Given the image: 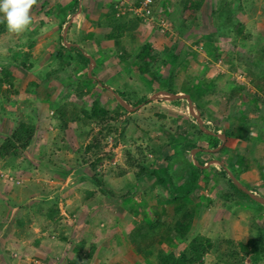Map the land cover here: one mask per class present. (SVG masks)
Segmentation results:
<instances>
[{"label": "rangeland", "instance_id": "obj_1", "mask_svg": "<svg viewBox=\"0 0 264 264\" xmlns=\"http://www.w3.org/2000/svg\"><path fill=\"white\" fill-rule=\"evenodd\" d=\"M91 1L93 3L97 2L101 6L94 10L93 5L95 4H89L88 0H79L78 4L72 7L71 13L73 16L69 20L80 10L86 15L85 19H87L89 25L92 18L106 12L110 4H114V8L120 16L127 19L136 17L130 11L132 6L129 0ZM227 1L229 0H205L201 11L198 13L196 26L190 27V25H187L184 34L180 32L181 29L179 28L180 16L175 11L176 1L167 0L168 6L167 3H159L154 16L165 20V24L160 26V24L155 23L157 20L143 19L141 25L149 27L152 34L146 38L147 28L141 27V30L135 34L140 41L137 44L128 40L127 37L130 34L125 35V33L122 38V45L129 48L128 52L131 54L123 61L119 59L120 53L114 50L112 41L108 44L104 43V41H108L103 39L109 33V30L102 26L99 27L96 22L92 21L90 26L98 28L103 33L97 39L98 46L95 45L96 47H92L93 49L90 46L87 48V52L95 54L97 67L94 68V65H92L91 67L94 70L91 68L88 70L85 66L80 67L79 71L67 74V76L63 73L64 71L59 72L58 77L61 79L52 78L51 82H46L50 85L42 86V89L55 87V91L49 100H46L44 95L39 96L34 90L33 84L39 82L46 74L51 72L53 74L59 68L58 63L51 56L62 49L60 47V34H62V29L67 26L65 24L62 28L66 20L64 15L68 12L64 8L69 4L71 5L72 0H47L45 2L48 4L43 3L47 5L44 6L41 12H37L40 7H32L30 9L32 23L27 30L16 34L9 32L6 28L4 34H0V74L1 69H9L11 75L14 74L13 85L15 90L18 91V94L8 95V98H5L2 92L8 86L3 85L0 90V144L10 134L17 119V112H20L18 115L21 116L23 121L31 122L36 127L31 145L26 149L23 156L16 161V165L12 167L0 160V264H68L63 256L69 249L60 242L61 234L66 233V235H69L73 230L72 226L75 228L84 222L86 224L92 223L93 229H95V226L98 227L97 240L99 242L97 246L101 251L99 257H94L90 262L85 256L81 257L82 260L86 259L85 262L89 264H158L153 251L154 245L165 253L173 252L178 255L184 250L187 242L196 235L208 237L213 242L214 248L210 254L205 256L204 264H222L216 258L217 246L221 238L247 243L250 239L256 238L259 233L263 235L262 248H259L258 257L252 255L258 260L256 264H264V205L241 194H239L240 197L234 198L233 194L228 191L227 181L223 177L226 175V178H229L225 170L228 171L231 164L230 161L226 160L229 156L226 153L232 154L235 160L238 158L236 153L230 151L229 146L238 141V148L242 149L241 151L244 154L247 145L243 141L227 137L231 141L226 140L224 146L218 152L209 155L204 154L203 160L202 158L200 160V155L197 156L200 163L209 160L211 157L215 160L222 158V162L227 165V168L224 170L219 165L211 166L208 171L203 173L204 176L198 180L197 184L200 183L199 186L202 189L192 197L191 203L197 208V213L189 233V239L186 242L175 239L173 234L169 238L167 237L166 229L172 226L170 221H174V208L176 205L164 204L163 209H161L160 205L154 203L155 201L152 199L155 190L162 192L163 196L170 195V177L166 173L167 169L170 176L179 185L188 177V172L191 169L189 166L192 157L197 155L196 152L192 154L191 150H186L185 155L178 159L175 158L171 162L167 161V158L173 156L175 150L180 149L179 144L182 140L187 137L197 142V146L202 149H214L211 147L212 145L206 143L207 139L204 135L203 137L196 134L195 129L192 127L196 124L194 116L203 113V117L200 119L204 122V126L212 131L216 125L209 118L222 122L220 128L227 127L231 129L232 122L222 120L217 106L211 108L210 114L205 113L204 108H206V105L203 99L206 101L208 94L212 96H209V99H214L212 84L199 89L202 95L197 98L203 96V99H199L196 104L201 107V110H197L195 103H193L196 99L195 96H191L192 105H189L185 100L175 103L161 99L152 100L151 98L157 92H166L167 90L151 80L149 76L139 74L133 56L141 44L147 41L156 46L157 50L160 47L162 53L165 54V61L170 60L167 57L170 52L179 54L176 59L181 57V65H178L181 74L176 77L172 86L166 84L167 88H171V92L178 90L185 92L187 86L196 85L194 82L185 80L186 71L182 69L183 66L190 67L191 64L194 67L195 65L198 67L205 66L208 71L210 70L213 80L218 74H223V80L219 85L222 88L225 86L230 88L231 82L234 81L237 84L239 83L246 93H257L264 102V93L259 92L252 81H249L250 78L244 72V66L237 67L236 70L231 72L229 69H223L222 59L219 58L215 61L216 53L221 54L229 48L231 41L224 36L225 33L222 32L215 36L219 41L218 45H215L219 52L216 51L217 49L214 50V46L213 49H210L213 56L205 55L207 53L202 50L203 36L207 42L212 41L211 37L216 39L212 34L217 31L214 18L216 19V16L219 15L218 11L221 9L218 4H226ZM229 4H233L234 18L245 24V32L252 34L253 41H259L261 48H263L264 0H230ZM240 5L243 6V10L237 13L236 8ZM45 9L49 14L57 12L55 15L63 20L60 27L57 24L59 27L58 35L56 40L51 43L49 40L52 38V31L48 29L46 23L43 26L39 24L41 20L45 19L33 21L36 16L39 20ZM213 11L215 15L212 14ZM79 18H75L73 24H71L75 27L76 33H73L74 35L71 38L69 37L66 42L74 43L76 41L86 46L91 45L87 43L86 39L80 38L83 31H79V27L76 26H78V20H81L82 16H79ZM220 18L227 20L228 16H220ZM52 20H54L53 17ZM53 39H55V35ZM30 44H33L32 47L29 46ZM63 45L66 48V51L63 50L64 59L74 60L77 58L79 62V64L75 63L77 67L78 65L83 66L82 62L85 61H82L79 55H76L78 53L74 49H70L65 42ZM169 48L172 49L168 50ZM101 49H103V54H100ZM26 53L29 54V58L25 61L27 67L15 65L22 62ZM105 55L107 60L102 61L101 57ZM170 58L173 59L174 56H170ZM72 63L74 64V62ZM161 64L158 66V70H162L159 76L160 79H163L164 76H168L170 69L172 71V66H168L170 63L168 65L166 63ZM116 66L117 68H115ZM179 66L181 67L179 68ZM125 68H127V71L123 70ZM209 75L208 77L204 75L203 82H209V79H211ZM92 76L100 80L102 84L99 83L90 89L87 85V88L82 86L79 90L76 84L78 81L82 84H88L87 79H90L93 84L96 83ZM49 77L47 76L46 80ZM165 80L163 84H165ZM83 92L84 95L81 98L79 93L83 94ZM246 93H243V95ZM76 94L80 97V100L76 99ZM119 94L122 95L121 100L132 107H127L126 111L120 110L117 120L109 122L110 125L116 126V132L102 142L104 147L102 153L99 154L102 161L97 163L95 170H91L89 165L92 164L95 158L90 157L89 154H84L81 148L89 139L82 142L78 137L80 131L86 133L90 127L83 128L75 123H68L66 129L61 130L59 126L60 119L54 115L55 110L60 103L67 99H71L77 107L82 106L85 109H88L92 101L97 99L114 116L113 112L119 109V101L115 98ZM62 96L66 98H62ZM145 99L149 101L137 106L134 105ZM209 103L212 102H208V105ZM24 105H28V107ZM22 111L23 113H21ZM207 115L209 118H205ZM124 122L126 123L123 124ZM98 129L99 127H93L92 134L95 135ZM149 150H154L155 153H150ZM178 155L174 157H178ZM245 157L248 158L245 165L247 167L252 165V167L239 175L237 181L251 194L261 196L264 199V162L257 161L259 164H255L250 151L248 156ZM259 157L264 158V151L257 152L255 158ZM239 160L241 161V158ZM141 161L146 162L145 165L149 172L156 171L159 179L166 182V185L156 183L155 177L152 175H146L137 182L134 174L138 170L137 164ZM70 172L72 175L67 179ZM93 176H96L103 185L98 187L95 183L93 184V181H91ZM76 177L80 178L75 182L72 181ZM205 179L208 182L207 186L205 185ZM89 192H93L96 196H88ZM108 192H111V194ZM127 194L128 196L125 197ZM221 195L229 196L226 206L208 205L209 200L217 199V196ZM4 197L5 200L1 201ZM169 197V201H166V199L165 202H170L171 195ZM134 200L138 204L142 203L140 213L135 215L127 211V208L130 207L129 204ZM90 201L93 202L87 204ZM103 204L110 206L109 209L103 211L99 209L100 205ZM37 205L39 208H36ZM97 206L99 207L97 208ZM51 208H57L58 215L50 221L58 224L61 222L59 225H61L62 232L48 227L49 219L45 217V213ZM65 208L72 213L68 214ZM83 208L89 209L91 213L86 211L79 216ZM18 217L22 218L23 226L27 225L26 230L20 229L18 231L16 228L15 222ZM160 218L164 223L166 222V225L163 224L155 231L158 239H153L150 235H142L136 242L132 243L131 234L141 224L147 226L149 223H146V221L153 223ZM67 219L71 221H67ZM39 228L47 230L45 237L49 242L50 249L58 252L55 254L58 257L57 260L55 258L42 262L36 256L29 257L27 255L29 249L25 245L17 250V239L25 240L26 244H32L35 237L40 234ZM55 235H58L59 238L57 239ZM105 238L106 241H103L102 239ZM82 252L85 253L86 248H83ZM242 264H253L251 255L245 257Z\"/></svg>", "mask_w": 264, "mask_h": 264}, {"label": "trees", "instance_id": "obj_2", "mask_svg": "<svg viewBox=\"0 0 264 264\" xmlns=\"http://www.w3.org/2000/svg\"><path fill=\"white\" fill-rule=\"evenodd\" d=\"M47 0H36V3L32 7H40V9L37 12H41L42 9H44V6L48 3L45 2ZM144 0H129V3L132 7L137 8L140 6V4ZM176 1V12L180 16L179 21V28L181 29V33H186L184 30H186V26L190 25L196 26L198 21V13L201 11L202 6L204 4L205 0H175ZM77 0H72V4L68 5L65 10L67 14L71 12L72 7L76 4ZM42 3V4H41ZM47 3V4H43ZM166 4L169 5L167 0H152V13L153 15H156V7L158 4ZM230 0L226 2V4H218L219 7H221L219 12L220 16H228L227 20L220 18V16H216V19L214 18V25L216 27V33L212 34L214 37L216 34L225 33L224 36L228 39H230V45L227 51H224L223 53H216V57H214L217 61V59H222V65L226 69H229L231 72L236 70L237 67L244 66V72L247 74V77L250 78L249 81H252V84L256 89L264 93V47L261 48V44L259 41L254 40L252 34H247L245 32V24L242 22H239V20L235 19L233 16L232 7L233 4H229ZM243 10V6H237L236 12H241ZM43 12L45 14H48L47 12ZM65 13V17L66 14ZM213 15H215L214 11L212 12ZM143 19L141 16H136L132 19H127L124 16H120L117 13V10L114 8V4H110L107 8L106 12L102 13L97 24L99 27H105L109 29V33L105 36L106 40L112 41L114 50L116 52L120 53L119 59L125 60L130 56V52H128L127 47L122 45V38L125 33H131L134 41L140 42L138 40V37L135 35L137 31L141 30ZM34 21L37 20V17H34ZM45 22L43 20L40 21V26H43ZM6 25L4 23H0V34H4L6 31ZM204 44L202 47V50L208 54H211L210 56H213V53H211L212 47L215 45H218L219 42L216 39H212L211 42L205 41V37H202ZM250 42V43H249ZM241 43V44H240ZM249 43V44H247ZM200 44V42H198ZM33 44H30L29 46L32 47ZM61 47V45H60ZM62 49H59L56 51L51 58L55 59L56 62L59 65V68L54 71V73H48L44 76V78L40 79L39 82L33 84L34 90L39 94V96L45 97L46 100H49L52 93L55 91L53 87L42 89V86H48L50 83H46L47 81L52 80V78L61 79L58 77V73L63 72L65 76L67 74H71L72 72L79 71V68H83L84 66L87 68V65L89 64V59L86 58L84 55H79V57L82 59L83 66H80L75 64H79L78 59H64L63 50L66 51V48L61 47ZM209 49V50H208ZM217 48H215L216 50ZM217 52L218 49L216 50ZM76 57V56H75ZM29 58V54L26 53L24 56V59L22 62L15 64L17 66H25V61ZM175 57L173 60L165 61L162 54L158 52V50L150 43L145 42L139 46L138 51L135 52V55L133 56V59H135L136 67L138 69V72L142 76H149L151 80L158 83V85L162 88L166 87V84L169 86H172L173 84V77L172 75H168V79L165 80V84L160 81V74L158 73V66L162 65L161 63L167 65V62L170 63V66L174 67L175 65L181 64V57L176 59ZM80 61V60H79ZM94 61V59H93ZM74 62V64L72 63ZM220 62V63H221ZM85 64V65H84ZM65 65V66H64ZM27 67V66H25ZM190 67H194L190 64ZM180 68V66H179ZM195 70L197 71L198 68L195 65ZM171 70V69H170ZM169 74V72H168ZM50 76L49 78L46 77ZM95 77V76H94ZM93 78V76H92ZM189 82L196 81L197 75L192 74L189 76H186ZM96 83L93 84V82L90 81V79H87L88 84L84 83L82 84L80 81H78L76 84L78 85L79 90H81V87L84 86L85 88L90 89L93 86L98 85L99 83L102 84L100 80L97 78H93ZM14 76L11 75V72L9 69H1L0 74V90L2 89L3 85H7L8 87L3 90L2 94L5 98H8V95L18 94V91L15 90L13 85ZM186 80V79H185ZM43 81V82H42ZM195 83V82H194ZM234 85L229 86L232 88L230 90V93L227 94L224 90H218L217 97L221 99L222 96L226 95L223 101L218 100L221 103V106L219 104V108L221 111V117L222 120H225L226 122H232L231 129L225 128L224 137L226 140L227 137H230V139H239L243 141L247 146L246 150L244 151V154H236L238 158L235 160V157H232V154H229L227 158L230 160L231 164L228 168V172L231 175V177L235 180L238 179L239 175L244 173L245 171H248L251 169L252 165L250 167H247L245 163L248 162V158L245 156H248L249 151L253 155V162L255 164H259L258 162H264V158L259 157L255 158V155L257 152L264 151V106H263V100L260 96H258L257 93L254 94H244L243 91H245L244 88L240 86V84H236L235 82H231ZM93 84V85H92ZM196 84V83H195ZM87 85V86H86ZM32 86V85H30ZM204 85L203 84H197L193 85L192 87L187 86L185 93L189 96L191 99V96H195V107L197 110H201L200 106L196 104L198 102V96L202 95L201 89ZM213 87V85H212ZM106 88V87H104ZM13 89V91H11ZM171 89V88H170ZM169 88H166L168 92H171ZM88 92V91H87ZM173 92V91H172ZM86 93V92H85ZM114 93V92H113ZM77 95V94H76ZM76 95H74L76 97ZM82 95V96H81ZM84 95L79 93V96L82 98ZM77 95L76 99L80 100V97ZM120 98L122 97L121 94L118 95ZM62 98H66L62 96ZM217 98V99H218ZM44 99V100H45ZM260 99V101H259ZM124 101V100H123ZM149 100H143L138 101L134 105H138L141 103H147ZM192 101V100H191ZM262 103V104H261ZM129 105V104H127ZM131 106V105H129ZM136 106H133L134 108ZM119 109L116 110V112H113V115L102 105L100 102L95 99L92 101L91 105L88 107V109H85L84 107H77L75 103L72 102L71 99H67L66 101H63L60 103L59 107L55 110V117H58L59 120V126L61 130H65L68 123H75L77 125H80L81 127H90L89 131L82 132L80 131L78 134L79 139L82 140V142L85 141V139H89L88 142H85V145L82 148L83 153L86 155H90V157H94L95 160L90 164L91 170H95L97 167V163L102 161V158H99V154L102 153L103 150V143L106 138L113 135L116 132V126H112L109 124V122H113V120H117V117L119 116V111H126L125 108H123L118 103ZM132 107V106H131ZM203 117V113H201L200 118ZM205 118H209L206 116ZM210 121L215 122L214 130L211 132L212 134H205L199 127V125L196 123L194 126H192L197 135L205 136L207 141L206 143L208 145H212L211 147L216 149L220 143V139L216 136V131L221 127L220 121H215L213 119H210ZM259 122V123H258ZM124 122L123 124H125ZM211 123V122H208ZM220 124V125H219ZM259 125V126H258ZM93 127H99L98 131L95 135L92 134ZM124 128V127H123ZM207 130H211L205 126ZM82 129V128H81ZM36 132V127L28 121H23L21 119L20 115H17V119L14 122L13 128L9 135H7L2 143L0 144V160H2L6 165L14 166L17 163L16 161L21 158L26 151V149L31 145V142L34 138V134ZM203 136V137H204ZM197 142H194L192 139H188L187 137L185 140H182L180 142V149L178 151L174 152V156L178 155V157L171 156L167 158L168 162H171L172 160H175V158H179L183 155H185L186 150H192L195 148L200 149L199 155L203 154V149L197 146ZM221 150V149H220ZM150 153H155L154 150H149ZM197 156H195L193 162L190 164V171L188 172L189 175L186 177V180L182 182L181 185L176 183L172 176H170V172L167 169L166 173L170 177V186H169V193L171 195L170 202L171 204H175L174 208V221H170L172 223L171 227H167V237L175 236V239H178L181 242H186L189 239V233L191 231L194 219L196 217L197 208L191 203L192 197L195 195V193L200 192V189H202L201 186H197V182L200 179V177L204 176V172L206 171L203 169L202 166L203 163H200V161L197 159ZM241 158V161L239 160ZM176 159V160H177ZM146 161V160H145ZM145 161H141L139 164H137V172H135L134 177L137 180H141L146 175H152L155 177L156 183H161L162 185H166V182H163L159 179L157 172L152 171L149 172L147 170V166L145 165ZM234 161V162H233ZM258 161V162H257ZM233 162V163H232ZM66 174V173H65ZM225 175V173H224ZM227 181V188L230 194H233L234 198H238L241 195L244 197L249 196L239 190L233 183V180L231 178H226ZM206 180V179H205ZM91 181H93V184L102 186L103 184L98 180L96 176H93L91 178ZM164 183V184H163ZM191 184V185H190ZM205 185H208V182L206 180ZM171 189V190H170ZM111 194V192H108ZM241 194V195H239ZM96 196L93 192H89L88 196ZM128 194L125 196L127 197ZM229 196H217V199L209 200L208 205H212L215 207H224L225 204L228 203ZM39 208V207H38ZM227 208V207H226ZM58 215L57 208H51L45 213V217H47L49 220H54V217ZM16 223L18 226H23L24 222L22 221L21 217L17 218ZM147 226L145 224H141L139 228H137L134 233L131 234V241L136 242V240L144 235H150L151 238H157L156 230L162 225H166V222L164 223L163 220L160 218L159 220H155L153 223H150L146 221ZM155 232V233H154ZM154 233V234H153ZM156 235V237H155ZM165 237V234H164ZM262 240L263 235L259 233V235L256 238L250 239L247 243H244L243 241H235L232 239L227 238H221L219 241V244L217 246V254L216 258L218 259V262L222 264H242L245 257H248L251 255L252 257V263H257V258H255L253 255L258 257V254L260 252L259 248H262ZM214 248L213 242L210 238L196 235L195 237H192L188 242L186 247L182 252H180L178 255H176L173 252L165 253L163 250H161L158 246L154 245L153 251L156 256V260L158 264H204V258L206 255L210 254L212 249ZM253 254V255H252Z\"/></svg>", "mask_w": 264, "mask_h": 264}, {"label": "crops", "instance_id": "obj_3", "mask_svg": "<svg viewBox=\"0 0 264 264\" xmlns=\"http://www.w3.org/2000/svg\"><path fill=\"white\" fill-rule=\"evenodd\" d=\"M78 1L79 0H77V2H76V4H78ZM88 3L89 4H95V5H93V8H94V10L95 9H97V7H99V6H101V5H98V3L96 2V3H93V1H89L88 0ZM46 10V9H45ZM46 12V11H45ZM104 13V12H103ZM55 14H57V12H55V13H52L51 12V14H45L44 12H42V16L39 18V20H35V21H40L41 19H45V20H43L45 23H46V26L48 27V29L50 30V31H52V33H53V35H52V38L49 40V42L51 43L53 40H56V37H57V35H58V30H59V27L57 26V24L60 26L62 23H63V20H61V18L60 17H58L57 15H55ZM79 14V15H78ZM102 14V13H101ZM101 14H99V16L97 17V16H94L93 18H92V20H91V22L92 21H94V22H96V24H97V22H98V20H99V18H100V16H101ZM55 15V16H54ZM44 16V17H43ZM46 16H48L47 18H46ZM71 16H73L72 15V13L70 12V13H68L67 15H66V20L64 21V23H63V25H62V28H64V26H65V24L67 25V26H65L66 27V29L64 30V29H62L63 31H62V34H60V37H61V45H63V43L65 42L66 43V45L67 46H69L70 47V49H74V51H76V53H78L79 55H84L86 58H88L89 59V64L87 65V69L88 70H90L89 68H91L92 69V65H94V68H96L97 67V65H96V57H95V54L94 53H90V52H87L88 50H87V48L90 46L91 48L92 47H96V46H98L99 45V42H97V39H98V37H99V35H103V33L98 29V28H95L94 26H90V24H91V22H90V24L88 25V23H87V19H85V16L86 15H84V13L82 12V11H78V12H76V14H75V16L72 18V19H70L69 20V18L71 17ZM79 16H82V19L81 20H78V26H76V27H79L78 29H79V31H83L82 32V35H81V37L80 38H84V39H86L88 42L87 43H89V44H91V45H85V44H79L78 42H74V43H68V42H66V40L70 37L71 38V36L72 35H74L73 33H76V31H75V27H73L71 24H73L72 22H73V20H75V18L76 19H80L79 18ZM37 17V16H36ZM52 17H53V19L54 20H52ZM88 17V16H87ZM91 18V17H90ZM34 19V18H33ZM34 21V20H33ZM34 21V22H35ZM40 24V23H39ZM86 28H85V27ZM144 26V27H143ZM142 26V28H144V29H146L147 28V30H148V32H147V30H146V33H145V35H146V38H148V36L149 35H151L152 34V32H150L151 30H150V28L149 27H147V26H145V25H143ZM50 27V28H49ZM83 28V30H82V28ZM57 28V29H56ZM81 29V30H80ZM109 30V29H108ZM128 33H126L125 35H127ZM129 36L127 37L128 38V40H130V41H132L133 43H138L137 41H134V39H133V37H132V35H131V33L129 32ZM54 35H55V39H53V37H54ZM103 40H106V38L104 37V39ZM110 41H104V43L105 44H108ZM103 44V43H102ZM96 45V46H95ZM64 46V45H63ZM154 46V45H153ZM155 48H157L156 46H154ZM215 48H216V46H215ZM215 48H214V50H215ZM76 49V50H75ZM93 49V48H92ZM170 49H172V48H169L168 50H170ZM213 49V48H212ZM69 50V49H68ZM101 50H102V52H101ZM100 50V54H103V49H101ZM167 50V51H168ZM93 51V50H92ZM158 52H160L161 54H162V56H163V58L165 57L164 55L165 54H163L162 53V49L159 47V49H158ZM212 52V51H211ZM107 55V54H106ZM106 55L103 57H101V60L102 61H106L107 59L105 58L106 57ZM179 56V54H175V52L174 53H172V52H170V55L169 56H167L170 60H173L175 57H178ZM195 55V54H194ZM193 55V57H195ZM205 55H207V56H210L211 54H205ZM204 55V56H205ZM170 56H174V58L173 59H171L170 58ZM206 57V56H205ZM93 59H94V61H93ZM90 60L91 61H93V62H90ZM101 60H99V61H101ZM99 63V62H98ZM167 65H168V62H167ZM181 65V64H180ZM118 66V65H117ZM117 66L115 67V68H117ZM168 66H170V64L168 65ZM181 67V66H180ZM94 68L92 69V70H94ZM197 68H198V70L196 71L195 70V68L194 67H185V66H183L182 67V69L183 70H185L186 71V74H185V77L186 76H189V75H192V74H196L197 75V80L196 81H194L195 83H196V85L197 84H203L204 86L205 85H210V84H212L213 85V87L211 86V88L213 89V97H214V99H209V94L207 95V100L205 101L204 99H203V96H200L199 98H198V100L199 99H203V101H204V103H205V105H206V108H204V110H206L205 111V113H207V114H210V110H211V108H213L214 106H219V104H220V106H221V103L218 101L220 98H218L217 97V92H218V90L219 89H222V90H224L227 94H229L230 93V90L232 89V88H228L227 86H225L224 88H226V89H224V88H222L221 86H219L220 84H221V81L223 80V74H218V76H216L215 77V80H213L212 79V77H211V72H210V70L208 71L207 70V68L205 67V66H201V67H198L197 66ZM120 69V68H119ZM223 69H225V67L223 68ZM124 71H127V68H125V69H123ZM109 71H110V69H109ZM208 71V72H207ZM171 72V73H170ZM224 72H225V70H224ZM158 73H162V70H158ZM222 73H223V71H222ZM181 73H180V70H178V65H175L174 67H172V71L170 70L169 71V74L168 75H172V77H173V82H174V80L176 79V77L178 76V75H180ZM208 74H210L209 75V77H211V79H209V82H203V77H204V75H206L207 77H208ZM13 76H14V74H12ZM166 77L164 76V78L163 79H165ZM184 78V77H183ZM163 79H160V81L161 82H163ZM168 78H166V80H167ZM186 80L187 81H189V79H187L186 78ZM232 82H234V81H232ZM237 84V83H236ZM232 85H234V84H232ZM102 87V86H101ZM165 88H167V87H165ZM186 88H188V87H186ZM111 90H113V88H111ZM60 92V91H59ZM113 92V91H112ZM160 92H165V91H160ZM166 92H168V91H166ZM157 93H159V92H157ZM168 93H170V94H176V95H187L185 92H183L182 90H178V91H175V92H168ZM243 93H246L245 91H243ZM154 95V94H153ZM56 96V95H55ZM54 96V97H55ZM188 96V95H187ZM225 96L226 95H224V96H222L221 97V99H220V101H223L224 100V98H225ZM189 97V96H188ZM210 97H212V96H210ZM218 98V99H217ZM183 100H185V99H183ZM189 100H190V102H191V104L190 105H192V102L193 101H191V99L189 98ZM180 100H175V101H172V103H175V102H179ZM187 103H188V101L187 100H185ZM208 102H212V103H209V105L211 106L210 108H209V105H208ZM193 103H195V101L193 102ZM263 104H264V102H262ZM261 103V104H262ZM189 104V103H188ZM25 106V105H24ZM25 107H28V105L27 106H25ZM215 110V109H214ZM24 111V110H23ZM23 111L21 112V113H23ZM216 111V110H215ZM218 111H221V109L220 108H218ZM18 114H20V112H17V115ZM23 115V114H22ZM197 115H199V114H197ZM200 116V115H199ZM208 116V115H207ZM45 130V129H44ZM212 130H210L209 132H211ZM224 132H225V128H219L217 131H216V136L218 137V136H220V145H218V147L216 148V149H203V154L202 155H200V160H201V158H202V160L204 159L203 157H204V154L205 155H209V154H212V153H215V152H218L223 146H224V144H225V142H226V139H225V137H224ZM228 141H231V140H228ZM231 144V143H230ZM238 145H239V142L237 141L235 144H231L229 147V149H230V151L232 152V153H236V154H243V152L241 151L242 149H239L238 148ZM240 145H244V144H240ZM177 147V146H176ZM176 151V150H175ZM174 151V152H175ZM199 151H200V149H198V148H195V149H192L191 150V152H192V154H193V152H196V154L198 155L199 154ZM240 152V153H239ZM227 155H229L230 153H226ZM196 155V156H197ZM173 156H174V153H173ZM194 158H195V156H193L192 157V162H193V160H194ZM222 158L221 159H217V160H215V159H213L212 157L209 159V160H204V162H202L203 163V165H202V168L203 169H205L206 171H208V168H210L211 166H213V167H215V166H221V168L222 169H226L227 168V165L224 163L223 164V162H222ZM226 160H228V161H230L228 158H226ZM220 162V163H219ZM224 165V166H223ZM226 165V166H225ZM65 175V174H64ZM71 175H72V173L70 172V173H68V175H67V179H69V177H71ZM78 176V175H77ZM80 177H76V179H72V181H74L75 182V180H78ZM200 185V183L199 184H197V186H199ZM166 195V194H165ZM170 196V195H169ZM169 196H163V194H162V192H160V191H156L155 190V193L152 195V199L155 201L154 203H156V204H158V205H160V207H161V209H163V205L165 204H171L172 202H165V200L166 201H169ZM159 197H163V198H159ZM165 197H167V198H165ZM259 197H261V196H259ZM3 200H5V197L3 198V199H1V201H3ZM31 200V199H30ZM55 200H57V199H55ZM60 201H62V200H60ZM93 202V201H92ZM91 201L90 202H88L87 204H91L92 203ZM55 204H56V201H55ZM55 204H53V205H55ZM130 207H128L127 209V211H129V213H131V214H137V213H140V211H141V207H142V203L140 202L139 204L136 202V200H134V201H132L130 204ZM101 207L99 208V209H101L102 211L105 209H107L108 207H110V206H107V205H100ZM99 206H97V208H98ZM159 207V206H158ZM36 208H38V205L36 206ZM78 209V208H77ZM85 209V210H84ZM109 209V208H108ZM38 210V209H37ZM65 210L67 211V213L69 214H71L72 212L70 211V210H67L66 208H65ZM80 211V210H79ZM89 212V213H91L90 212V210L89 209H87V208H83V209H81V212L79 213V216H80V214H83V212ZM128 213V212H127ZM12 216V215H11ZM68 217V216H67ZM48 220V219H47ZM69 219H67V221H68ZM49 221V222H48ZM47 222H48V227H50L51 229H53V230H57V231H61L62 232V228H61V225H59L57 222H55V223H57V224H55L54 222H51L50 220H48ZM69 221H71V220H69ZM15 225H16V228L18 229V231H20V229L22 230H26L25 228H26V226H18V224L15 222ZM73 230L70 232V234L69 235H66V233H63V235L61 234V236L62 237H60V242L62 243V244H64L69 250L67 251V253L63 256V259H65V262L66 263H68V264H89V263H87V262H85V260L83 259L82 260V256H85L86 258H87V260H89V262L94 258V257H96V256H98L99 257V255H100V252L101 251H99L100 249H99V247L97 246V243L99 242V240H97V234H98V227H96L95 226V229H93V225H92V223H88V224H86L85 222L84 223H82L81 225H78L77 227H71ZM34 231H38V230H34ZM46 229H44V228H39V235H38V237L36 236L35 237V240H34V242L31 244H26V241L25 240H19V239H17V243H18V246H17V250L18 249H20L21 248V246L22 245H25V247L27 246L28 247V253H27V255L29 256V257H31V256H36V257H38V259H41L42 260V262L44 261V262H46L48 259H51V260H53V259H55V260H57L58 259V257H56L55 256V254L56 253H58L57 251H52L51 249H50V246H49V242L46 240V237H45V235H46ZM56 236V235H55ZM57 237V239L59 238L58 237V235L56 236ZM56 237H54V238H56ZM53 238V237H52ZM103 241H106V238L105 239H102ZM97 241V242H96ZM94 244V245H93ZM61 245V244H60ZM16 246V245H15ZM87 246V247H86ZM24 247V246H23ZM26 247V248H27ZM83 248H86V252L85 253H83L82 252V249ZM97 251H98V253H97ZM60 252V251H59ZM110 253V252H109ZM108 253V254H109ZM54 260V261H55Z\"/></svg>", "mask_w": 264, "mask_h": 264}, {"label": "clouds", "instance_id": "obj_4", "mask_svg": "<svg viewBox=\"0 0 264 264\" xmlns=\"http://www.w3.org/2000/svg\"><path fill=\"white\" fill-rule=\"evenodd\" d=\"M35 3H36V0H0V23H4L9 32L16 33V34L24 32L25 30H27L30 27V25L32 23V17L30 15V9L32 8V6ZM132 8H134V7H132ZM151 11H152V8H151ZM154 15L152 13L153 21L157 20V21H155V23L159 24V21H161V20L165 22V20H163L162 18H157ZM61 47H63V45H61ZM117 97L121 100V98L118 95H116L115 98L117 99ZM128 107H129V105H128ZM201 122H202V127L205 130H207L204 126V122L202 120H201ZM196 123L198 124L197 120H196ZM207 131H209V130H207ZM225 172L227 173L228 177L230 178L229 172L227 170H225ZM237 182L239 183V181H237ZM256 197H259V196L257 195Z\"/></svg>", "mask_w": 264, "mask_h": 264}, {"label": "water", "instance_id": "obj_5", "mask_svg": "<svg viewBox=\"0 0 264 264\" xmlns=\"http://www.w3.org/2000/svg\"><path fill=\"white\" fill-rule=\"evenodd\" d=\"M90 62H93L90 60ZM120 105L127 109L128 105L125 104L122 100H120L118 97H117ZM152 100L154 99H161L163 101H168V102H172V101H175V100H187L189 105L191 104L190 100H189V97L187 95H176V94H170L168 92H159V93H156L152 98ZM198 124H199V127L200 129L205 133V134H212L211 132L205 130L203 127H202V122L200 120V117L199 115H196L195 116ZM218 138H220V136H218ZM230 178L233 180V183L234 185L239 189L241 190L242 192H244L245 194H247L253 201L257 202V203H261L264 205V199L263 198H260V197H256L255 195L251 194L248 190L244 189L235 179H233L231 177V175H229Z\"/></svg>", "mask_w": 264, "mask_h": 264}, {"label": "built area", "instance_id": "obj_6", "mask_svg": "<svg viewBox=\"0 0 264 264\" xmlns=\"http://www.w3.org/2000/svg\"><path fill=\"white\" fill-rule=\"evenodd\" d=\"M152 0H144L139 7L131 8L130 11L133 12L136 16H141L145 20H152V11H151ZM160 26L165 24L164 21H159Z\"/></svg>", "mask_w": 264, "mask_h": 264}]
</instances>
